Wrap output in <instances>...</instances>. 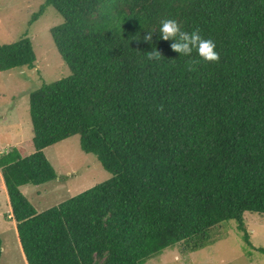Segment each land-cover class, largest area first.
<instances>
[{"label": "trees", "instance_id": "16d2710c", "mask_svg": "<svg viewBox=\"0 0 264 264\" xmlns=\"http://www.w3.org/2000/svg\"><path fill=\"white\" fill-rule=\"evenodd\" d=\"M48 4L70 72L29 91L33 150L0 152L28 264H143L212 242L227 220L253 247L244 212L264 214V0H44L31 18ZM162 19L199 28L219 62L187 71L158 39ZM153 46L164 59L145 63ZM35 59L28 35L0 43V70ZM74 133L111 176L37 210L20 185L55 178L43 148Z\"/></svg>", "mask_w": 264, "mask_h": 264}, {"label": "rangeland", "instance_id": "374dc122", "mask_svg": "<svg viewBox=\"0 0 264 264\" xmlns=\"http://www.w3.org/2000/svg\"><path fill=\"white\" fill-rule=\"evenodd\" d=\"M43 1L0 0V43L28 35L36 54L32 67L0 70V152L12 146L19 148L22 154L33 150L29 91L70 72L50 33V27L60 23L62 15L48 4L40 15L31 18ZM43 152L53 165L56 177L39 184L20 185V190L37 210L111 176L95 154L80 147L78 133L45 146ZM13 219L0 170V264H21L22 246ZM244 220L253 247L242 238L236 222L227 220L211 228L212 242L187 251L182 244H175L143 264H264V252L257 249L264 247V214L245 211Z\"/></svg>", "mask_w": 264, "mask_h": 264}, {"label": "clouds", "instance_id": "9594fccd", "mask_svg": "<svg viewBox=\"0 0 264 264\" xmlns=\"http://www.w3.org/2000/svg\"><path fill=\"white\" fill-rule=\"evenodd\" d=\"M121 27V26H120ZM157 28L151 29L143 37V41L154 44L153 37ZM158 39L172 41L170 48L179 54V57H188L186 61V70L193 72L200 61L206 63H218L220 53L216 50V44L211 39H205L199 28L192 31H186L182 28L180 22L175 19H162L158 27ZM193 52L199 59H194ZM145 63H158L164 59L163 54L155 46L151 51L145 52Z\"/></svg>", "mask_w": 264, "mask_h": 264}, {"label": "crops", "instance_id": "0c3cea01", "mask_svg": "<svg viewBox=\"0 0 264 264\" xmlns=\"http://www.w3.org/2000/svg\"><path fill=\"white\" fill-rule=\"evenodd\" d=\"M13 218L11 217V220H12ZM14 220V219H13ZM14 222H15V220H14ZM17 231V230H16ZM18 236V235H17ZM19 239V238H18ZM20 242V241H19ZM1 250H2V247H1ZM23 252V250H21V260L19 261V263H21V264H28V262H27V260H26V258H25V255H24V252ZM1 256V255H0ZM9 264H13V262H10Z\"/></svg>", "mask_w": 264, "mask_h": 264}]
</instances>
